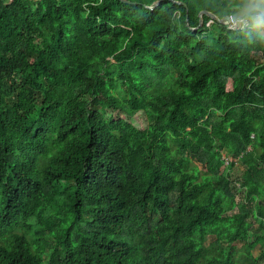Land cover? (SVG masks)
I'll return each mask as SVG.
<instances>
[{
	"label": "trees",
	"instance_id": "obj_1",
	"mask_svg": "<svg viewBox=\"0 0 264 264\" xmlns=\"http://www.w3.org/2000/svg\"><path fill=\"white\" fill-rule=\"evenodd\" d=\"M241 3L0 1V264H264Z\"/></svg>",
	"mask_w": 264,
	"mask_h": 264
},
{
	"label": "clouds",
	"instance_id": "obj_2",
	"mask_svg": "<svg viewBox=\"0 0 264 264\" xmlns=\"http://www.w3.org/2000/svg\"><path fill=\"white\" fill-rule=\"evenodd\" d=\"M236 11L240 14L230 16L229 23L264 42V0H242Z\"/></svg>",
	"mask_w": 264,
	"mask_h": 264
},
{
	"label": "water",
	"instance_id": "obj_3",
	"mask_svg": "<svg viewBox=\"0 0 264 264\" xmlns=\"http://www.w3.org/2000/svg\"><path fill=\"white\" fill-rule=\"evenodd\" d=\"M0 1H1V0H0ZM124 1L130 2V0H124ZM159 3H160V1H158V2L156 3V5H158ZM204 14L208 15V16L211 17L213 20H215V21H217V22H219V23L230 25V24H233V23H235V22L229 23V17H230V16H233V15H239L240 13H237V12H236V13H234L233 15H229V16H226L225 18L220 19L219 17H217L216 15H214V14H212V13H210V12L202 11V12L200 13L201 22H202V17H203ZM236 26H237V25H236Z\"/></svg>",
	"mask_w": 264,
	"mask_h": 264
},
{
	"label": "rangeland",
	"instance_id": "obj_4",
	"mask_svg": "<svg viewBox=\"0 0 264 264\" xmlns=\"http://www.w3.org/2000/svg\"><path fill=\"white\" fill-rule=\"evenodd\" d=\"M201 168H202V166H201ZM262 251H264V242L261 243V245L254 251L253 254L255 257H258Z\"/></svg>",
	"mask_w": 264,
	"mask_h": 264
},
{
	"label": "built area",
	"instance_id": "obj_5",
	"mask_svg": "<svg viewBox=\"0 0 264 264\" xmlns=\"http://www.w3.org/2000/svg\"><path fill=\"white\" fill-rule=\"evenodd\" d=\"M232 28H238L235 23L230 24Z\"/></svg>",
	"mask_w": 264,
	"mask_h": 264
}]
</instances>
